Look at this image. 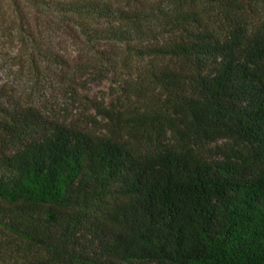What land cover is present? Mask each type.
<instances>
[{"label":"trees","instance_id":"16d2710c","mask_svg":"<svg viewBox=\"0 0 264 264\" xmlns=\"http://www.w3.org/2000/svg\"><path fill=\"white\" fill-rule=\"evenodd\" d=\"M8 10L29 82L95 114L0 97V264H264V0Z\"/></svg>","mask_w":264,"mask_h":264},{"label":"rangeland","instance_id":"374dc122","mask_svg":"<svg viewBox=\"0 0 264 264\" xmlns=\"http://www.w3.org/2000/svg\"><path fill=\"white\" fill-rule=\"evenodd\" d=\"M5 11V10H4ZM6 13V11H5ZM2 18V17H1ZM0 18V97L20 104H36L46 102L47 114H50L62 121H74L82 119L83 114H95L94 111L86 112V103L81 102L78 97L71 98L59 86L60 83L50 82L54 91H46V82H29V75L26 69L22 68L15 59L20 54L21 47L18 43L17 32L10 28L12 15L7 11V16ZM51 41L65 46L68 39L60 34H53ZM76 51H74L75 54ZM84 82H82L83 84ZM86 90H77L80 96L90 101L108 103L115 96L116 84L113 82H86ZM84 85V84H83ZM45 87V90L43 89ZM40 91V95L37 94ZM44 91V92H43ZM90 128V126H89Z\"/></svg>","mask_w":264,"mask_h":264}]
</instances>
